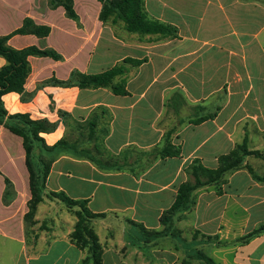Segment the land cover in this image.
Returning a JSON list of instances; mask_svg holds the SVG:
<instances>
[{"label":"crops","instance_id":"crops-1","mask_svg":"<svg viewBox=\"0 0 264 264\" xmlns=\"http://www.w3.org/2000/svg\"><path fill=\"white\" fill-rule=\"evenodd\" d=\"M73 6L80 24L49 0H0V37H8L10 47L52 50L62 57L30 56L25 99L7 93L3 107L9 116L27 115L53 127L40 134L50 147L65 137L70 121L86 120L95 111L104 120L109 113L106 148L117 155L135 148L149 165L141 175L110 173L89 160L61 156L51 166L47 191L87 200L94 213L128 212L134 223L158 231L161 215L174 204L194 161L215 169L219 155L245 139L250 151L264 154V0H145L149 18L176 28L178 38L127 31L119 36L101 21L98 0H73ZM28 20L33 24L29 31L17 33ZM36 27L50 32L39 36ZM127 58L144 60L140 66L125 65L132 76L128 96L55 83L68 82L73 73H104ZM6 64L0 56V69ZM169 102L181 107V129L173 142L181 154L155 160V153H144L163 142L166 128L160 121ZM206 116L210 118L195 123ZM207 155L211 167L205 165ZM245 164L254 174L246 168L233 171L222 184L194 193L193 229L222 242L197 247V257L203 251L214 259L206 253L209 248L220 251L214 256L218 264H264V233L246 239L264 223V160L248 156ZM30 178L24 138L0 124V264H81L87 252L71 241L77 218L49 199L37 206L35 220L47 228L29 253ZM7 180L13 185L9 204L4 200ZM102 203L113 207L107 210ZM65 214L76 219H63ZM185 222L177 228L186 229ZM122 226L124 237L114 240L115 232L114 241L104 247L103 264H181L186 257L185 247L172 235L143 241L137 230Z\"/></svg>","mask_w":264,"mask_h":264},{"label":"trees","instance_id":"trees-1","mask_svg":"<svg viewBox=\"0 0 264 264\" xmlns=\"http://www.w3.org/2000/svg\"><path fill=\"white\" fill-rule=\"evenodd\" d=\"M51 6L56 8L63 6L66 9L67 16L80 24L79 17L76 14L73 6V0H49ZM102 5V12L100 19L103 23L113 17V23L118 20L124 23L125 30L131 34H138L140 36H154L159 35L162 38H178L177 29L162 23L158 20L149 18L145 9V0H98ZM31 21H26L24 27L17 31L19 34H25L32 26ZM33 31L39 36H47L50 32L49 28L36 27ZM8 37H0V56L3 57L7 64L0 69V124H4L14 133L22 136L25 140V147L27 151L28 167L30 171V185L32 192V200L30 202V212L26 216L27 219L32 218L36 212L37 206L44 202L45 199L57 201L64 204L69 210H75L77 222L74 232L71 235V241L82 251L87 252L86 258L81 264H103L104 249L100 243V239L96 234L90 223L106 218V213H94L90 210L87 200H74L66 195L64 192L47 191L46 183L51 170L52 164L61 156V148L65 143L61 139L54 146H48L44 139L40 137L42 132H49L51 127L44 121H33L27 115L9 116L3 107V95L11 92H16L22 95L25 94V82L30 74L31 68L29 63L30 56L51 57L56 60L62 57L52 50H39L37 48H28L17 50L9 46ZM144 60H133L127 58L122 64L116 65L104 73L98 75H83L80 73H73L68 82H56L63 86L76 84L83 89H99L108 88L112 85L113 93L117 96H128L129 92L126 89L127 80L123 78L122 81L113 85L117 77L127 74L125 68L126 64L134 66L142 65ZM210 116L201 117L195 123H201L209 119ZM21 128H20V127ZM168 142V139H166ZM37 145H40L46 153L56 154L47 162L46 155L35 157L34 150ZM155 153L154 159H166L180 157L181 151L175 147H159L152 151V153H144L151 155ZM248 156H256L264 160V154L258 151H250L247 140L237 145L236 148L227 155L219 158L218 167L209 169L204 167L198 160L194 161L186 172H192L196 179V183L192 184L190 181L182 183L178 188L176 200L172 207L166 211V214L172 215L177 212L187 211L194 193L206 186L220 184L225 176L233 171L246 168L251 174H254L253 169L245 164ZM86 157V156H83ZM36 161V163H35ZM92 161V160H89ZM102 166L100 163H98ZM111 169L122 171L118 163L107 165ZM202 179H205L203 181ZM13 195V185L7 180V189L5 193V203L9 204ZM164 213V214H165ZM161 224H165L166 219L164 215L160 218ZM135 224V223H134ZM145 230V229H144ZM264 233V223L249 234L246 239L257 237ZM158 236H165L162 232L156 233ZM198 259L202 264H218L214 259L205 254L203 251L198 252Z\"/></svg>","mask_w":264,"mask_h":264},{"label":"rangeland","instance_id":"rangeland-1","mask_svg":"<svg viewBox=\"0 0 264 264\" xmlns=\"http://www.w3.org/2000/svg\"><path fill=\"white\" fill-rule=\"evenodd\" d=\"M108 26L113 28L115 30L116 35L124 36L125 33V27L124 23L120 20H118L116 23H113V17H111L108 22L106 23ZM142 40V38H140ZM123 78H126L127 83L131 80L132 76L129 74L124 73L122 76L117 77L113 85H116L122 81ZM162 78L160 81H163ZM127 86V85H126ZM108 89H112V85L108 87ZM164 91V90H163ZM165 92V91H164ZM172 96L169 100H171ZM168 100V99H167ZM164 109L166 112H164L163 117L160 121L161 125H163L164 128H166V132L163 136V142L160 145V149H164L165 147H174L173 142L179 137L180 127L179 126V119H181V113L180 108L177 104L172 102L166 103ZM177 108V109H176ZM178 113H176V111ZM193 111L189 110V113L192 114ZM100 113L102 111L100 110ZM111 120V115L109 116V113H106V118L104 120H101L99 114L97 111L92 113L86 120L83 121H70L67 124V131L65 134L64 145L61 148V156H69L74 159H83V160H92L99 169H101L104 172H110V173H116L121 172L118 170H113L109 168L107 165L112 163H118L120 168H124L122 170L123 172H127L129 174L135 175V174H143L148 167L149 163L146 160V156H144L140 151H138L135 148H127L125 151H123L120 155L114 154L111 151H109L104 141L106 137L109 134V128H108V122ZM20 127V126H19ZM21 128V127H20ZM166 139H168V142H166ZM177 148V147H175ZM42 154L46 155L45 160L48 162L51 157L56 154L54 152L52 153H46L45 150L40 145H37L34 150L35 157L42 156ZM60 156V157H61ZM86 156V157H83ZM222 157V155H219ZM205 165L207 167L212 166V159L208 155L206 156ZM36 163V161H35ZM98 163H100L102 166H100ZM187 181H190L192 184L196 183L195 177L192 175V172L187 173ZM227 175L225 176V178ZM224 178V179H225ZM205 181V179H202ZM224 180L220 183L222 184ZM194 197V196H193ZM195 203V199L192 198L190 206L187 211H181L177 212L176 214H162L161 217L164 215V218L166 219L165 224H162L161 230L154 231V230H147L143 226L135 223L131 220V215L128 212H109L106 215V219L104 220H97L95 222L90 223V226L94 228L96 234L98 235L100 239V243L104 247L106 244L108 245L109 242H112L118 239V241H121V236L124 237L122 230L124 225L125 227H131L132 229L137 230L139 233V238L143 237V241H150L152 238L158 237L156 234L157 232H162L163 235H172L174 236L175 240L182 244L185 247V253L186 257L183 259L181 264H202L200 260L198 259L197 251L200 249L199 246L203 245H220L222 242L219 240V237H207L201 235L199 232L195 231L192 227V219H193V206ZM63 205V204H62ZM102 205H105L102 203ZM100 205V206H102ZM108 207L107 205H105ZM110 207H113V205H109ZM66 207V206H65ZM110 207L106 208L107 210L110 209ZM71 214H75V210H70ZM67 216V220L70 222L72 219H76L75 216H71L70 214H65L64 217ZM185 219V223L183 225L186 226V229L179 230L177 228V224L180 221H183ZM38 222L35 220V214L32 218L27 219V241H28V247H29V253L32 254L33 251H35V245L37 243L38 237L42 230L47 228V223L45 224H37ZM65 224L67 222H64ZM70 223H67L66 225L69 226ZM120 226V227H119ZM145 229V230H144ZM116 232V234H115ZM115 234L114 240L112 236ZM132 236H136V234L132 231ZM132 238V237H131ZM182 238V239H181ZM121 239V240H120ZM136 240V239H135ZM183 240V242H181ZM199 247V249H197ZM220 251L213 252L211 249L207 248L206 253L211 254L212 257L215 259L214 256H219ZM196 256V257H193ZM196 259V260H195Z\"/></svg>","mask_w":264,"mask_h":264}]
</instances>
